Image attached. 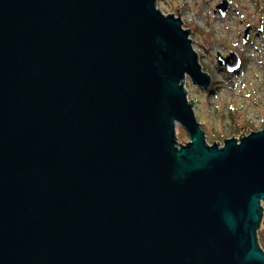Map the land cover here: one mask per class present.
I'll return each instance as SVG.
<instances>
[{"label": "water", "instance_id": "water-1", "mask_svg": "<svg viewBox=\"0 0 264 264\" xmlns=\"http://www.w3.org/2000/svg\"><path fill=\"white\" fill-rule=\"evenodd\" d=\"M158 1L0 0V264H264V128L206 143Z\"/></svg>", "mask_w": 264, "mask_h": 264}, {"label": "rangeland", "instance_id": "rangeland-1", "mask_svg": "<svg viewBox=\"0 0 264 264\" xmlns=\"http://www.w3.org/2000/svg\"><path fill=\"white\" fill-rule=\"evenodd\" d=\"M220 1L159 0L157 6L164 14L176 17L179 10L183 27L192 31L190 38L202 69L218 89L203 90L186 77L185 90L188 100L195 103L206 143L223 147L225 139H239L243 133L248 136L264 128V0H230L225 17L214 12ZM248 26L250 34L244 42ZM230 52H236L242 62L235 74L217 62L218 54L226 57ZM176 140L181 145L190 141L179 124Z\"/></svg>", "mask_w": 264, "mask_h": 264}, {"label": "trees", "instance_id": "trees-1", "mask_svg": "<svg viewBox=\"0 0 264 264\" xmlns=\"http://www.w3.org/2000/svg\"><path fill=\"white\" fill-rule=\"evenodd\" d=\"M212 86H213V88L217 87L214 83H213ZM217 89H218V87H217ZM257 235H258V244H259L260 248L264 251V214H263V219H262V222H261V226H260V228H259V230L257 232Z\"/></svg>", "mask_w": 264, "mask_h": 264}, {"label": "clouds", "instance_id": "clouds-1", "mask_svg": "<svg viewBox=\"0 0 264 264\" xmlns=\"http://www.w3.org/2000/svg\"><path fill=\"white\" fill-rule=\"evenodd\" d=\"M252 256H253L255 259H257V260H259V258H260L259 256H256L255 253H252Z\"/></svg>", "mask_w": 264, "mask_h": 264}, {"label": "flooded vegetation", "instance_id": "flooded-vegetation-1", "mask_svg": "<svg viewBox=\"0 0 264 264\" xmlns=\"http://www.w3.org/2000/svg\"><path fill=\"white\" fill-rule=\"evenodd\" d=\"M230 1V0H229Z\"/></svg>", "mask_w": 264, "mask_h": 264}]
</instances>
